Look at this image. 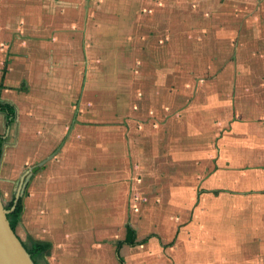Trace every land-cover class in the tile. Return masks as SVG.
Returning <instances> with one entry per match:
<instances>
[{"label": "crops", "instance_id": "0c3cea01", "mask_svg": "<svg viewBox=\"0 0 264 264\" xmlns=\"http://www.w3.org/2000/svg\"><path fill=\"white\" fill-rule=\"evenodd\" d=\"M129 4L134 9L136 1L130 0ZM139 7H143L141 2ZM91 11V0H35L33 7L23 0L6 1V99L0 101L13 105L16 116L10 122L9 114L0 111V135L6 138L3 163L8 167L1 179L17 183L10 193L12 200L23 203L17 232L24 244L34 236L60 252L79 246L81 242L73 240L84 237L80 232L97 227L102 245H115V251L122 256L120 260L125 262L123 249L145 244L159 235L140 238L130 219L134 177L123 173V147L130 145L132 162L139 159L140 146L133 141L124 144L120 137L108 143L110 136L120 132L107 125L120 121L121 113L106 104L118 102V98L107 101L100 95L94 100L98 104L91 107L92 93L101 90L93 92L91 77L97 70L104 71L109 60L112 66H139L140 52L131 51L124 61L128 52L122 46H107V38L94 25ZM139 14L140 8L135 16ZM168 17L169 13L162 12L155 18L163 22ZM116 27L119 29L118 22ZM164 48L160 45L159 52L148 48L143 54L151 56L153 66H163L169 61ZM156 55H160L158 63ZM108 76L103 73L104 79ZM112 80H116L115 75ZM105 83L104 80L103 90ZM27 102L34 105H25ZM239 117L240 114L234 118L241 121L234 122L226 142L215 146V157L208 156L213 169L204 179V189L197 194L195 208L196 217L203 216L196 218V227L209 234L197 236L196 244L202 249L199 256L207 253L218 264H264V255L261 259L251 255L253 247L264 249V125L254 126L256 122L251 119L264 116L243 113L242 119ZM14 124L18 138L12 142L9 135ZM11 145L17 146L18 156L9 153ZM44 160L47 161L40 165ZM167 197L164 194L162 201L170 209ZM232 198L237 199L234 204ZM165 208H160L165 213L161 215L162 222L172 223L171 212ZM84 209L105 218L95 225H79L75 214L84 213ZM224 222L232 223L233 229L219 226ZM130 228L135 233L134 242L126 241ZM174 243L175 239L165 245L171 247ZM67 262H72L70 256ZM95 262L92 258L83 261Z\"/></svg>", "mask_w": 264, "mask_h": 264}, {"label": "rangeland", "instance_id": "374dc122", "mask_svg": "<svg viewBox=\"0 0 264 264\" xmlns=\"http://www.w3.org/2000/svg\"><path fill=\"white\" fill-rule=\"evenodd\" d=\"M6 1L9 2L0 0V98L5 99ZM23 1L32 7L35 2ZM133 1H136L134 9L130 0H91L94 25L105 34L107 46H122L128 52L123 56L124 61L131 51L140 52L139 66H112L109 60L104 71L92 74L93 92L101 90L92 93L91 107L98 104L94 100L100 95L107 101L118 98V102L106 104L117 107L121 113L120 121L107 125L120 132L110 136L108 143L120 137L124 144L133 141L140 146L139 159L132 162L130 145L123 147V173L134 177L130 219L140 238L152 233L159 236L136 247L127 246L123 249V262L115 245H102L100 231L93 227L80 232L83 238L73 240L80 241L79 246L60 249V252L50 246L35 258L37 264H84L90 258L96 260L93 264H218L207 253L199 256L202 249L196 244V238L208 235L209 231L196 227V218L203 216L196 217L195 202L198 192L204 189V179L213 169L208 158L215 157V146L226 142L234 122L241 121L235 117L240 114L242 119L243 113L264 116L260 112L264 111V0ZM140 2L143 7H139ZM139 8L140 14L136 17ZM162 12L169 13V17L158 22L155 17ZM158 45L165 46L163 50L169 55L168 64L163 66H153L151 56L143 54L152 47L159 52ZM158 56H154L155 63ZM103 73L109 76L104 79ZM114 75L116 80H112ZM30 91L33 88H28ZM29 104L34 105L25 103ZM251 120L256 122L254 126L264 125V118ZM2 122L0 117V131H3ZM12 128L9 139L13 142L17 141L18 129L15 124ZM9 149L10 154L18 156L17 146L11 145ZM3 150L6 154L4 144ZM4 154H0V190L8 209L12 200L10 191L17 183L1 179L8 170L3 163ZM164 194L170 197V209L162 201ZM232 199L234 204L237 199ZM162 207L171 212L172 223L162 222L161 215L165 214L161 212ZM91 211L84 209V213L75 214L77 224L95 225L105 218ZM219 226L230 230L234 227L226 222ZM174 239L173 246L165 245ZM234 240L238 238L234 236ZM36 241L40 240L34 236L25 240L28 247ZM207 249L212 251L210 246ZM259 250L253 247L251 255L263 258ZM100 252L104 254L100 256ZM237 254H234L236 261ZM69 256L71 263L67 262Z\"/></svg>", "mask_w": 264, "mask_h": 264}, {"label": "water", "instance_id": "95a60500", "mask_svg": "<svg viewBox=\"0 0 264 264\" xmlns=\"http://www.w3.org/2000/svg\"><path fill=\"white\" fill-rule=\"evenodd\" d=\"M8 212L0 190V264H37L17 230L12 227Z\"/></svg>", "mask_w": 264, "mask_h": 264}, {"label": "trees", "instance_id": "16d2710c", "mask_svg": "<svg viewBox=\"0 0 264 264\" xmlns=\"http://www.w3.org/2000/svg\"><path fill=\"white\" fill-rule=\"evenodd\" d=\"M0 111L7 112L9 114L10 122L15 120L16 110H15V107L13 105L0 101ZM5 139L6 138L3 135H0V154L3 152V144L5 142ZM8 210H9L8 217L10 219L11 225L15 230H17L18 222L20 219V214L23 210V203L21 202V200L13 199L9 204ZM126 241H128V242H134L135 241V233H134V230L131 228L128 231ZM26 247L28 248L29 252L31 253L33 259L36 262L35 258L39 254L46 251L50 247V243L36 241L33 243V245L31 247H28L27 245H26Z\"/></svg>", "mask_w": 264, "mask_h": 264}]
</instances>
